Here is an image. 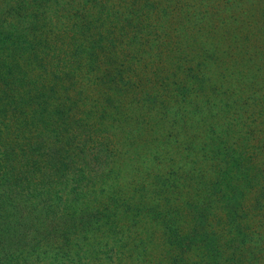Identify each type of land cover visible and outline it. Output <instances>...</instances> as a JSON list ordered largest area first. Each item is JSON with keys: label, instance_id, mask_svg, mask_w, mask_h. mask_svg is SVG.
Returning a JSON list of instances; mask_svg holds the SVG:
<instances>
[{"label": "trees", "instance_id": "1", "mask_svg": "<svg viewBox=\"0 0 264 264\" xmlns=\"http://www.w3.org/2000/svg\"><path fill=\"white\" fill-rule=\"evenodd\" d=\"M79 1L76 32L72 42L64 45L65 51L72 45H76L75 52L80 48L108 50L116 43L126 51L135 47L145 66L126 84H133L158 110L161 121L157 123L167 131L163 139L154 141L155 151L142 157L140 165L145 168L134 172L141 177L125 175L133 169V160H127L130 148L107 146V165L114 170H103L92 180V187L62 193V189L33 183L22 193L21 181L30 179L23 178L12 164L16 157L12 149L0 150V264H264V172L253 153L254 123L247 126L241 120L238 105V97L247 93L244 87L254 89L259 79L264 80V60L249 56L250 40L245 36L248 31L264 45V9L249 2L242 16L218 18L217 27L212 16L201 19L199 10H186L177 29L171 30L179 33L176 50L171 47L175 44L161 42L165 38L156 34L162 25L155 30L144 23L143 11H123L125 0H119L117 8L108 6L111 0ZM144 5L152 12L155 3ZM33 15L37 21L33 31L47 34L52 30L50 20ZM22 17L27 18L26 14ZM136 22L140 25L135 26ZM130 27L135 29L126 39ZM154 34L158 42L150 45L147 54L149 43L142 42V37ZM9 35L8 42L0 36V51L15 42L30 60L31 53L43 47L41 39ZM83 40L87 43L82 44ZM168 48L175 54L165 57L155 52ZM236 55L241 67L233 64ZM143 75L149 78L142 81ZM107 78L111 83V75ZM23 81L24 88L28 83L36 86L40 76L30 82L23 76ZM16 82H22L18 74ZM148 84L152 91L144 89ZM2 86L0 82V119L4 120L11 95L1 94ZM171 96L182 104L172 103L168 108L164 99ZM16 102L14 97L13 105ZM124 107L119 105V116L124 115ZM233 110L236 118L231 121L225 115ZM257 114L262 116L264 111ZM22 124L29 123L24 119ZM1 126H7L5 121ZM94 133L72 128L63 136L73 145L87 137L91 140L87 148L99 160L103 155L94 151L93 144L104 131ZM19 150L23 152L22 146ZM39 150L51 156L44 145ZM131 181L139 182V188ZM48 218L59 220L45 231Z\"/></svg>", "mask_w": 264, "mask_h": 264}, {"label": "rangeland", "instance_id": "2", "mask_svg": "<svg viewBox=\"0 0 264 264\" xmlns=\"http://www.w3.org/2000/svg\"><path fill=\"white\" fill-rule=\"evenodd\" d=\"M118 1L111 0L106 3L109 7L117 8ZM147 1L155 3L152 12H148L144 5ZM206 1L125 0L123 11H143L147 15L144 23L149 22L155 30L160 28L158 25H162L161 32L155 33L165 38L161 42H168L169 46L175 44L171 47L177 50L174 47L179 46L177 44L180 39L177 36L179 33L174 34L171 30L177 29L182 14L186 10L191 8L199 10V14L202 15L201 19L203 16L205 19L212 16L211 20L217 27L218 18L222 20L242 16L243 11L249 10V2L256 3L253 5L254 8L258 6L264 9V0H234L240 6L233 5L231 0ZM20 2L25 4L21 8L18 6ZM79 2V0H0V36L3 37V41L8 42V36H11L9 35L11 33L16 37L24 35L32 41H39V39L44 41L43 47L31 53L33 58L30 60L21 53L15 42L0 51V76H2L0 82H3L1 94L11 95L8 97L11 101L6 107L5 119H0V122L5 121L7 125L0 127L2 131L0 150L12 149L16 155L12 159V164L20 169L23 178L30 179L25 182L21 181L22 187L19 189L22 193L25 191L24 188L32 183L62 189L61 193L65 189L72 191L92 187V180L101 175L103 170L104 173L114 170L107 165V146L130 148L131 156H128L127 160H133L131 164L133 169L126 170L125 175L139 178L141 174L135 175L134 172L138 168H145V165H140V161L145 160L142 157L152 149L155 151L154 141L157 143V140L163 139L167 131L165 125L161 126L157 123L161 121V114L157 112L158 110L152 109L140 91L132 86L133 84L130 86L126 84L130 77L139 76L141 68L145 66V64H140L141 60L135 52V47L126 51L116 43L108 50L97 47L96 50L88 52L87 49L80 48L78 52H75L76 45H72L68 52L65 51L64 45L72 42L70 40H73V32H76L74 26ZM131 3L133 5L129 8ZM105 13L106 11H103L102 14ZM23 14H26V19L22 17ZM33 14H38L40 20H50L52 30L47 34L43 31L40 33L33 31L31 28L37 22ZM249 19L253 21L252 18ZM129 23V26L134 24V22ZM232 24V27H235L233 22ZM137 25L140 23L136 22L135 26ZM130 28L126 39L135 29V27ZM162 28L165 29L162 30ZM235 28L233 30L237 33ZM156 34L152 37H142V42L149 43V47L146 48L147 54L150 52V45L158 42ZM170 34L173 36L170 37ZM246 35L250 40L247 44L249 45L247 46L249 56H254L260 61L264 60L262 42L255 41L248 31ZM86 43V40L82 41V44ZM230 43L233 42L228 44ZM13 50H15V55H12ZM171 50L170 48L157 49L155 52L170 57L175 54ZM227 51L229 52L230 49ZM234 57L233 64L241 67L238 55ZM16 74L22 78V82H16ZM147 74L153 76L152 71H148ZM109 75H111V83L107 78ZM23 76L29 82L40 76V84L35 86L28 83L24 88ZM147 78H149L148 75H143L142 81ZM135 81L138 83L139 78ZM258 84L259 86L251 90L244 87V92L247 93L240 96L242 99L238 97V105L241 106L239 113V116H243L241 120L246 121L247 126H250L248 123L251 125L254 123L251 130L254 136L253 146L256 149L253 153L255 162L258 163L257 166L264 172V114L262 116L257 114L259 110L264 111V80L259 79ZM148 85L144 89L152 91L153 86ZM14 97L17 102L13 105ZM111 97L113 99L110 102ZM171 97L164 99L168 100V103L165 102L168 108L174 106L172 103L182 104L179 98ZM121 104L125 106V113L119 116L118 107ZM113 110L115 111L112 112ZM19 113H22V116ZM225 116L231 121L236 118L234 110ZM24 119H27L29 124L23 125ZM72 128H78L80 132L85 129V133L91 130L94 133L100 129L104 131L103 135L97 136L93 144L97 147L94 151L103 155L99 160L94 158L95 153L87 148L91 143L90 139L82 137L80 144L73 145L63 136L67 129ZM109 142H113L112 145L108 144ZM42 145L48 149L47 153L51 156L39 150ZM19 146H22L23 152L19 150ZM136 163L139 164L136 165ZM131 182L139 188V182ZM129 192L133 193V191ZM69 197L74 199L73 195ZM58 220L46 219L44 230L47 231L48 227H53L54 223L56 224L55 221Z\"/></svg>", "mask_w": 264, "mask_h": 264}]
</instances>
